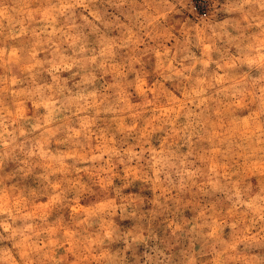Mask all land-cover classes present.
<instances>
[{"label": "clouds", "instance_id": "9594fccd", "mask_svg": "<svg viewBox=\"0 0 264 264\" xmlns=\"http://www.w3.org/2000/svg\"><path fill=\"white\" fill-rule=\"evenodd\" d=\"M0 264H264V0H0Z\"/></svg>", "mask_w": 264, "mask_h": 264}]
</instances>
